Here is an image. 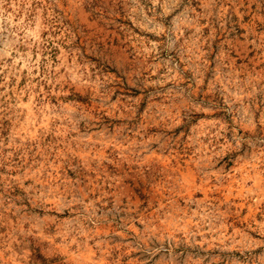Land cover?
Masks as SVG:
<instances>
[{"label": "rangeland", "instance_id": "374dc122", "mask_svg": "<svg viewBox=\"0 0 264 264\" xmlns=\"http://www.w3.org/2000/svg\"><path fill=\"white\" fill-rule=\"evenodd\" d=\"M0 264H264V0H0Z\"/></svg>", "mask_w": 264, "mask_h": 264}]
</instances>
